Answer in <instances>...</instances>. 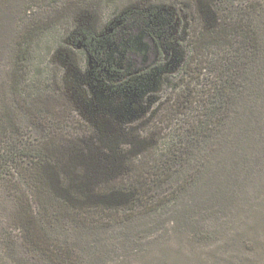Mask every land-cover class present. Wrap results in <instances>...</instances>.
Listing matches in <instances>:
<instances>
[{
	"label": "trees",
	"instance_id": "16d2710c",
	"mask_svg": "<svg viewBox=\"0 0 264 264\" xmlns=\"http://www.w3.org/2000/svg\"><path fill=\"white\" fill-rule=\"evenodd\" d=\"M136 3L103 27L93 12L75 16L78 47L112 75L121 103L95 120L65 89L27 94L18 44L0 82V264H264L261 171L249 191L232 166L264 135V0H195L192 60L209 75L189 96L186 126L159 147L145 125L168 63L188 61L189 34L172 40L187 25L176 8ZM60 100L89 128L74 144L58 132ZM212 171L224 203L193 213L184 199Z\"/></svg>",
	"mask_w": 264,
	"mask_h": 264
},
{
	"label": "rangeland",
	"instance_id": "374dc122",
	"mask_svg": "<svg viewBox=\"0 0 264 264\" xmlns=\"http://www.w3.org/2000/svg\"><path fill=\"white\" fill-rule=\"evenodd\" d=\"M9 1L0 0V82L5 81L15 64L17 46L22 42V56L16 62L25 77V92L31 95L42 87L46 93L57 96L65 89L72 96L76 108L90 120H95L101 111H118L116 103H121L120 98L118 101L119 93L113 92L105 82L108 77L113 78L112 75L107 76L99 69L96 55L80 50L76 42L77 34L72 35L77 29L75 16L78 12L97 14L100 27H103L117 19L119 11L129 3L137 2L140 8L150 10L158 5L176 8L183 18L186 16L187 25L185 33H181L178 29L182 19L181 25L178 21L179 28L176 24L177 28L171 32L172 40H183L188 32L189 39L184 44L188 61L183 66V62L180 64L168 57L171 62L166 72L169 74L164 77L157 95L162 103L145 125L144 132L153 135L159 147L186 126L192 111L191 107L187 108L189 96L209 75L207 70L200 72L192 60L195 55L192 34L201 24L195 11V0H73L65 9L57 0ZM155 12L153 9L152 13ZM153 24L158 26L159 19L154 17ZM30 29H35L31 42L29 35H25ZM59 104L63 119L58 132L63 133L68 144H74L89 132V128L74 107L68 108L61 100ZM255 142L246 152L235 154L232 159V166L237 169L238 186L243 185L249 191L256 185L252 179L256 177L257 170L261 171V183H264V135L257 136ZM214 170L218 172L219 168ZM213 171L206 174L184 199L191 203L189 206H192L190 210L193 213H202L206 208L220 207L224 203L222 197L212 195L217 187H221L220 179L213 176Z\"/></svg>",
	"mask_w": 264,
	"mask_h": 264
}]
</instances>
